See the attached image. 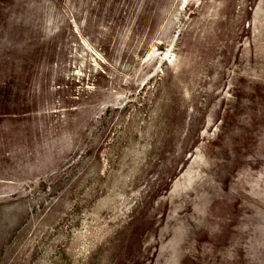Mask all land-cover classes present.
<instances>
[{
	"label": "rangeland",
	"instance_id": "obj_1",
	"mask_svg": "<svg viewBox=\"0 0 264 264\" xmlns=\"http://www.w3.org/2000/svg\"><path fill=\"white\" fill-rule=\"evenodd\" d=\"M0 264H264V0H0Z\"/></svg>",
	"mask_w": 264,
	"mask_h": 264
}]
</instances>
